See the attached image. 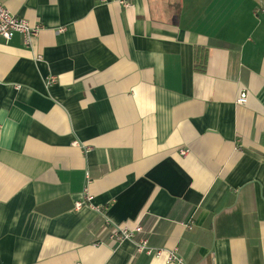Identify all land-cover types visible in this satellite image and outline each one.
<instances>
[{
	"label": "crops",
	"instance_id": "crops-1",
	"mask_svg": "<svg viewBox=\"0 0 264 264\" xmlns=\"http://www.w3.org/2000/svg\"><path fill=\"white\" fill-rule=\"evenodd\" d=\"M0 2V264H264V0Z\"/></svg>",
	"mask_w": 264,
	"mask_h": 264
},
{
	"label": "built area",
	"instance_id": "built-area-1",
	"mask_svg": "<svg viewBox=\"0 0 264 264\" xmlns=\"http://www.w3.org/2000/svg\"><path fill=\"white\" fill-rule=\"evenodd\" d=\"M124 5L129 6L125 2ZM42 26H32L30 23L23 19L13 15L4 5L0 2V38L5 40H12V38L19 34L24 38L26 44L35 38L42 30ZM238 103L244 105L247 103V97L243 94ZM183 155H186V151H182ZM86 199L90 201L91 198L88 196L86 191ZM83 204L78 203L77 207L80 208ZM143 232L141 226L136 227L133 230L122 229L119 227H111L107 232L108 238L115 242H124L131 240L135 243L136 249L139 253H147L149 255L160 256L161 251H156L148 245V241L139 235ZM168 264H188L184 258H182L177 252H170L167 258Z\"/></svg>",
	"mask_w": 264,
	"mask_h": 264
}]
</instances>
